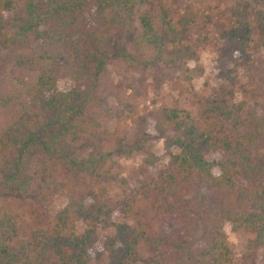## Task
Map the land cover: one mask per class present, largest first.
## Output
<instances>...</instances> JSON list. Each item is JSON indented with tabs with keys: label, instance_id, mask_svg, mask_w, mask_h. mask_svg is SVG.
Segmentation results:
<instances>
[{
	"label": "trees",
	"instance_id": "obj_1",
	"mask_svg": "<svg viewBox=\"0 0 264 264\" xmlns=\"http://www.w3.org/2000/svg\"><path fill=\"white\" fill-rule=\"evenodd\" d=\"M259 4L0 0V264H236L227 224L246 238L243 264H264ZM206 49L233 65L226 83L162 108L167 164L152 172L159 158L146 151L128 188L113 172L124 140L101 122L117 118L103 108L110 58L143 63L159 82L163 71L195 75Z\"/></svg>",
	"mask_w": 264,
	"mask_h": 264
},
{
	"label": "rangeland",
	"instance_id": "obj_2",
	"mask_svg": "<svg viewBox=\"0 0 264 264\" xmlns=\"http://www.w3.org/2000/svg\"><path fill=\"white\" fill-rule=\"evenodd\" d=\"M258 1L259 7L264 0ZM211 6L212 3L209 2ZM126 42L118 44V48L124 47L129 53ZM131 54V53H130ZM237 53L233 57H237ZM110 58L108 65L107 98L103 108L107 109L117 118L102 120L103 126L110 132H116L120 139L124 140L121 152L114 157V175L116 179L126 181L128 188H133L140 178V170L146 169L144 162L145 154L149 151L154 157L159 158L157 164L150 170L154 172L166 166L168 158L165 156L163 139L158 136L154 129L156 116L162 108L169 107L176 99L182 106H186L192 100L194 94H201L206 89H216L219 84L226 83L224 75L232 69V64L221 65L217 52L206 49L199 52V70L191 76L185 72H166L158 74L159 82L154 81L153 71L143 63L137 64L132 60L124 58ZM257 63L264 69V47L257 53ZM194 64H189V69ZM238 76L242 79L241 73ZM244 82V81H243ZM72 82L68 79L62 80L58 88L65 92L70 89ZM238 101L250 103L249 98L240 90L236 93ZM251 105V104H250ZM119 116V118H118ZM217 173V172H215ZM117 187L113 191H117ZM113 202L115 200L113 199ZM66 199L59 197L51 206L56 211L64 206ZM114 223L123 222L119 212L115 213ZM82 226L79 230L82 231ZM228 244L235 255L236 264H243V255L246 252V238L232 232L230 225H225ZM114 233L113 229L100 230L99 237L103 238ZM251 264H261L257 257Z\"/></svg>",
	"mask_w": 264,
	"mask_h": 264
}]
</instances>
